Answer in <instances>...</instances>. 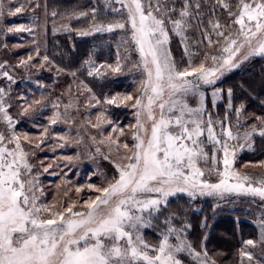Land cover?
Masks as SVG:
<instances>
[{
	"label": "snow or ice",
	"instance_id": "6c2138e0",
	"mask_svg": "<svg viewBox=\"0 0 264 264\" xmlns=\"http://www.w3.org/2000/svg\"><path fill=\"white\" fill-rule=\"evenodd\" d=\"M6 7L4 0H0V18L22 15L26 7L34 11L40 5L35 0H23L14 9L6 11ZM204 7L201 0H104L103 10L120 14V18L107 23L98 18L101 9L95 5L87 11L51 12L53 18L59 15L68 20L90 17L92 23L86 30L61 26L80 36L117 29L130 31L140 59L129 71H140L143 79L136 95L117 92L106 96L103 103L136 109V123L129 126L133 143L121 142L119 137L125 136V129L107 119L103 112L97 115V122L91 126L101 129L106 123L111 132L107 137L101 132L103 138L98 141L107 143L109 154L102 153L100 147L95 152L114 165L116 174L104 177L101 185L88 183L76 187L78 194L84 187L96 193L82 203L72 201L66 207L62 203H47L31 160L35 150L41 149L49 138V127L42 128L41 139L35 144L27 132L18 133L15 125L19 121H14L10 114V87H0V123L4 125L0 130V264H218L206 247L207 234L197 248L187 236L191 224L181 222L176 226L175 214L165 217L156 241L146 239L144 234L163 215L169 198L179 193L192 198L199 195L224 199L225 193L235 192L251 194L264 202V172L248 171L264 169V160L245 163L243 170L235 167L238 150L252 149L257 137L264 139V115L244 116L246 105L241 100L237 106L234 88L217 86L245 62L264 57V0H215L208 13L203 11ZM217 7L227 13L224 23L223 17L216 14ZM34 27L21 24L5 31L32 33ZM175 38H179L183 48L180 61L172 54ZM7 47L5 44L4 48ZM194 47L202 51H192ZM36 56H40L39 49ZM185 56L187 63L181 67ZM33 59L29 55L16 65L7 60L0 62V76L15 83L14 69L35 67L30 64ZM52 63L44 55L40 68ZM81 67H86L89 77L106 79L123 74L125 65L119 56L114 65H97L90 56ZM80 72L76 69L69 74L76 77ZM81 86L91 94L90 100L101 104L92 88L82 81ZM205 86L211 88V100L207 103ZM220 100L225 109L222 117L215 111ZM43 105V98L22 104L20 115H32ZM71 106L65 105L63 115L54 112L48 118L49 125L61 119L67 123V109ZM233 112L235 125L231 120ZM117 132L119 137L113 138ZM53 138L68 142L66 136ZM91 139L96 141L95 136ZM65 143L57 146L62 148ZM113 146L118 162L112 159ZM221 152L222 157L218 156ZM63 159L71 162L73 157ZM221 162L222 170L218 166ZM43 163L40 161L42 167ZM50 168L52 164L43 167V172ZM62 195L67 198L68 191ZM206 220L202 228L208 227ZM259 223V240L242 242L237 264H264L254 251L257 247L264 250V219Z\"/></svg>",
	"mask_w": 264,
	"mask_h": 264
},
{
	"label": "trees",
	"instance_id": "16d2710c",
	"mask_svg": "<svg viewBox=\"0 0 264 264\" xmlns=\"http://www.w3.org/2000/svg\"><path fill=\"white\" fill-rule=\"evenodd\" d=\"M20 2H23V0L8 1L7 8L14 9ZM201 2L205 5L203 11L208 13L209 6L214 4L215 0H201ZM35 3H38L40 7L35 8L34 11L32 7H26V11L22 15L5 16L1 19L0 62L7 60L10 65H16L21 59H27L30 52L34 57L30 64L35 65V67L15 68L13 71L15 83H10L0 76V87H5L6 89L10 87V103L12 104L10 114L15 121H19L15 125V130L18 133L27 132L31 139L35 140L37 138L40 140L42 128L48 126L49 138L43 145L49 146L48 151L55 148L56 154H70L74 150H68L64 147L65 150L61 151V147L57 145L61 144L62 141L53 138L64 135L68 128L66 124L59 121L55 125H49L48 118L54 112H60L62 115L65 112L59 101L64 102L65 97L83 91L84 94L86 90L81 86V81L84 85L92 88V92L96 98L100 99L101 103H103L106 96H111L117 92L132 93L131 79L138 72L137 70L127 71L126 68L130 69L134 63L139 61L137 60L138 53L134 42L130 39V34L119 29L113 32L93 33L88 36H80L76 31L65 29H63L65 31L60 32L61 34L53 33L52 25L54 23L67 24L73 30H86L92 23L90 17L68 20L61 19V16L58 15L53 18L51 16L53 10L59 13H66L71 10L87 11L95 5L101 9L98 17L101 21L107 23L120 18L118 13L103 10L104 0H35ZM113 6L120 7L118 4H113ZM216 14L223 17L221 22L224 23L227 13L217 7ZM22 22H25V25L29 22L27 24L29 27H33L34 24V31L32 33H7L5 31L7 27H12L13 24ZM5 44L8 46L7 48H4ZM15 45H21V47H14ZM37 49H39V57L36 56ZM171 49L173 56L177 61H180L183 56V48L180 46L179 38L172 40ZM44 55L49 56L53 63L51 65L45 64L43 68H40ZM90 56L97 65L103 63L114 65L119 56L121 63L127 67H124L123 74L115 77L109 76L106 79L89 77L87 76L86 67L81 66ZM125 57L127 59H124ZM186 61L187 58L184 57L181 67L186 64ZM58 68L64 69V71L58 73ZM76 69H80L81 72L76 77L71 76L69 73ZM70 85L71 89L75 87V90L69 91ZM78 86H80L79 89ZM217 86L234 88L237 96V106L241 100L246 105L244 116L251 117L253 114L264 115V57H254L245 62L239 69L228 73L226 77L222 78ZM205 90L208 93V101H210L211 88L206 86ZM90 95L88 93V96ZM21 97L25 99H21ZM42 98L44 99L43 107L37 108L32 115H20L22 104L31 103L33 100ZM217 103L219 107L215 111L222 117L225 111L224 101L220 100ZM53 104H58V107L54 108ZM104 106L108 105L104 104ZM108 108L110 112L106 115L113 122L119 121L115 123L118 126L127 125L131 120L132 107H116L113 105L108 106ZM234 116L235 113H231V119ZM251 122L250 119L247 121L249 124ZM91 152H93V148L90 150ZM43 153L47 157L50 155L46 152ZM262 160H264V139L257 137L254 150L241 154L237 163H257ZM58 167H61V164ZM85 169L87 172L84 177L75 183L77 184L76 187L86 186L88 183L99 185L97 179L87 177V173L89 174L90 170L88 168ZM64 178L73 180L71 176H64ZM69 194L70 201L81 203L89 195H94L95 192L84 187V190L79 194L75 192V189ZM55 198L63 206L69 203L68 198L63 197V195L57 196L55 194ZM217 205L214 200L205 197L191 198L185 194L171 197L163 215H160L158 220L153 221L154 227L144 230L145 237L150 241H156L159 231L164 227L163 221L165 217L175 214L176 220L174 223L176 226H179L181 222L191 224L187 236L197 248H199L203 237L207 234L206 247L209 253L218 259V264H237V251L241 247L242 242L247 239L259 240L260 238L257 216L252 209H245V207L229 209L219 205L216 207ZM214 207L215 211H213ZM205 218H207L208 227L202 228L201 224L205 222ZM254 251L257 259L264 260V250L257 247ZM217 253L220 255L216 256Z\"/></svg>",
	"mask_w": 264,
	"mask_h": 264
},
{
	"label": "rangeland",
	"instance_id": "374dc122",
	"mask_svg": "<svg viewBox=\"0 0 264 264\" xmlns=\"http://www.w3.org/2000/svg\"><path fill=\"white\" fill-rule=\"evenodd\" d=\"M8 1H13V0H4L7 7H8V4H7ZM7 7H6V10H8ZM1 19L2 18H0V24H1ZM21 24L25 25V22L18 23V24L15 23L13 24V26H19ZM27 24H29V22ZM62 25L63 24L61 23L60 24L54 23L52 25L53 33L61 34L60 32L65 31L63 30L64 28L61 27ZM127 33L130 34V31H127ZM192 51H202V48L194 47ZM137 53H138L137 60H139L140 57H139L138 50H137ZM28 54L32 55L30 52ZM126 70L129 71V68H126ZM137 72L138 73L135 74V76H132V79H131L133 92L132 93L130 92V93L133 95H134V92H136L135 95L137 94L139 82L141 79H143L142 73L138 70ZM73 84H74V81H73ZM72 89L75 90V87H72ZM123 94H128V93L124 92ZM84 95L85 97H83ZM207 101H208V98H207ZM59 103L60 105H62V108L64 109V111H65V105H68L69 103H71L72 105L71 107L67 109L68 115L70 113L69 121L65 123L63 119H61L60 122H63L68 127L67 131L63 135L68 138V142L65 143V141H62V143H65L64 147H66L68 150L69 149L74 150V152L70 154H56L55 151H52L53 148L50 151H48L49 146L42 145L41 149L35 150L36 155L31 160V162L36 165V168L34 169V173H39V182L45 192L44 201L47 203H57L58 205L59 203L56 201L55 194L57 196L59 195L62 196L64 191H68V194L71 193L77 186V184L75 183L85 176V173L87 172V170L86 169L84 170V168H88L90 170L89 174L87 173V177L88 178L90 177L91 179L93 178L97 179V182L99 183V185L103 183L104 177L111 178L113 175L116 174L114 165L110 161L104 160L100 154H97L95 152V149L97 147H100L102 153L109 154V147L107 143L99 144L98 141L103 137H107L108 133L111 132V127L107 125L106 123L102 126L101 129L93 128L91 126L92 124H95L97 122L96 117L102 112L105 114L107 119H109V117L106 115L108 114V112H110L108 106H104L103 103L95 104V100H90V96H88V92L86 94V91L83 95H81L80 93H76L75 95L67 96L65 97L64 102L59 101ZM89 104L94 105V106H89ZM121 107H130V106H121ZM78 112H82V113H78ZM135 112H136V109L132 108L131 120L127 123V125L120 126L125 129V136L119 137V133L117 132V133H113V138L119 137L121 142L127 141L130 145L133 143V140L130 135L131 129L129 126L136 123ZM157 114H158V110H157ZM231 120H232L233 125H235L236 116H234ZM243 120H244V117H241L242 123H243ZM116 122H119V121H116ZM3 127L4 125L0 123V130H2ZM241 131H243V128H241ZM101 132L103 133V137L101 135ZM93 136L96 137L95 142L91 139V137ZM38 142L39 140L37 138L35 140L32 139L33 144L38 143ZM232 143H235V142H232ZM64 147L60 148V150L61 151L65 150ZM92 148H93V152L90 153V150ZM253 150H254V146L252 149L238 150L237 162H238V157L241 154H245V152L246 153L252 152ZM43 152L49 153L50 155L48 154L49 156L47 157L45 156ZM78 154H79V159H77ZM121 154H123L122 149H121ZM111 155H112L113 160H116L117 162L119 161V157L116 156L115 154L114 146L112 148ZM66 156L73 157V160L69 162L63 159V157H66ZM218 156L222 157V152L218 153ZM40 161L44 162L43 167H46L48 164H52V168L49 169V172L47 173L43 172V167L40 165ZM237 162L235 164V167L237 169L243 170L242 166L245 164V162H242L239 164ZM59 164H61V167H58ZM252 164H256V163H252ZM218 166L222 170L223 168L222 162ZM248 171L259 173V172H264V169H260V168L251 169L250 168L248 169ZM52 172H56L57 175L60 173L61 174L58 175L57 178H55L56 175H52L51 174ZM97 173H103V176ZM64 176H71L73 177V180L72 181L69 179L67 180L64 178ZM211 179L213 182H215L216 177L213 176L211 177ZM66 182H69V183L66 185ZM57 185H59L61 188L58 189ZM69 188L71 190H69ZM180 194L188 195L187 193H179L177 195H180ZM95 195L96 193L92 196L95 197ZM224 196H225L224 199H220L219 196H199V195H197L195 198H199V197L210 198L215 201V204H218L219 206H223V208L226 207L229 209H233V208L236 209L237 207H245V209L246 208L252 209L255 215L257 216V224H258V227L260 228L259 222L260 220L264 219V207L261 206L262 203L264 202H262L259 197H253L251 194H239L235 192L225 193ZM69 197H67L68 198L67 200L69 201V203H71L72 201L69 200ZM66 206L67 205H65V207ZM260 234H261V228H260Z\"/></svg>",
	"mask_w": 264,
	"mask_h": 264
}]
</instances>
